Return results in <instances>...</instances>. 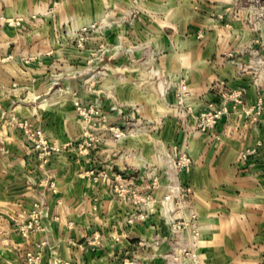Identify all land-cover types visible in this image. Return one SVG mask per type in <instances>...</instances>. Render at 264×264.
<instances>
[{
    "label": "rangeland",
    "instance_id": "1",
    "mask_svg": "<svg viewBox=\"0 0 264 264\" xmlns=\"http://www.w3.org/2000/svg\"><path fill=\"white\" fill-rule=\"evenodd\" d=\"M85 1L0 0V154L20 138L42 164L77 162L95 190L93 212L106 214L80 243L106 249L111 263L209 264L193 175L200 133L214 137L225 117L258 120L263 109L246 110L264 106V94L245 110V87L215 79L200 102L184 76L165 69L162 10L150 0H93L87 14ZM200 14L210 19L200 39L222 38L238 73L264 86V0H204ZM47 183L56 193L55 180ZM106 192L114 207L99 206ZM49 212L36 200L11 227L28 238L45 230ZM47 245L18 250L17 264H40Z\"/></svg>",
    "mask_w": 264,
    "mask_h": 264
},
{
    "label": "crops",
    "instance_id": "2",
    "mask_svg": "<svg viewBox=\"0 0 264 264\" xmlns=\"http://www.w3.org/2000/svg\"><path fill=\"white\" fill-rule=\"evenodd\" d=\"M200 2L204 0L148 2L149 8L163 11L164 27L170 32L159 40L168 48L165 69L184 76L200 95V102L203 95H213L207 92L206 84L215 79L227 80L233 88L244 86L248 94L246 109L259 93L264 94V86L256 87L250 74L238 73L236 62L221 51L226 45L222 38L200 39V26L210 22L201 19ZM159 3L163 9L157 8ZM92 4L93 0L85 1L87 14L92 13ZM245 60V55L238 59ZM219 127L214 137L200 133L193 170L200 211L207 224L205 253L209 264H264V113L258 120L247 119L243 114L225 117ZM246 149H255V154L241 166L239 154ZM3 153L0 238L5 244L0 245V264H17L18 250L24 254L43 239L48 240V245L40 264H113L102 256L106 249L80 243L97 228L98 220L104 221L106 214L105 210L93 212L89 195L95 190L78 177V163L68 156H56L42 164L20 138L7 145ZM52 179L57 183L54 194L46 185ZM39 199L46 202L50 211L44 220L45 230L24 238L13 231L12 218ZM109 205L114 207L116 203L106 192L99 206Z\"/></svg>",
    "mask_w": 264,
    "mask_h": 264
},
{
    "label": "built area",
    "instance_id": "3",
    "mask_svg": "<svg viewBox=\"0 0 264 264\" xmlns=\"http://www.w3.org/2000/svg\"><path fill=\"white\" fill-rule=\"evenodd\" d=\"M263 105L262 103H258L257 105H254L253 107L251 108H246L245 110L249 113L250 111H252L253 109H257V110H262L263 109ZM40 142H38V147H41L42 144L44 143V137L42 136V134H40ZM255 154V149H246L244 150L241 155H240V158H239V163L241 164V166L243 165H246V163L248 162L249 158ZM33 227V226H31ZM24 231L26 232L27 229H30L28 226H23Z\"/></svg>",
    "mask_w": 264,
    "mask_h": 264
}]
</instances>
